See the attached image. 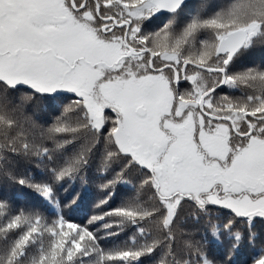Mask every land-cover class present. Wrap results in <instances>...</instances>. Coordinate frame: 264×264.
Here are the masks:
<instances>
[{"label":"snow or ice","instance_id":"obj_1","mask_svg":"<svg viewBox=\"0 0 264 264\" xmlns=\"http://www.w3.org/2000/svg\"><path fill=\"white\" fill-rule=\"evenodd\" d=\"M0 264H264V0H0Z\"/></svg>","mask_w":264,"mask_h":264}]
</instances>
